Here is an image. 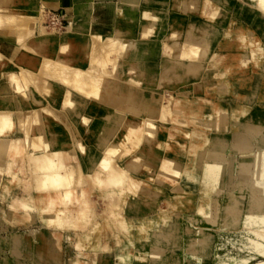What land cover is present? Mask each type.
Listing matches in <instances>:
<instances>
[{"label": "bare ground", "instance_id": "6f19581e", "mask_svg": "<svg viewBox=\"0 0 264 264\" xmlns=\"http://www.w3.org/2000/svg\"><path fill=\"white\" fill-rule=\"evenodd\" d=\"M144 2L140 12L141 24L137 30L138 39L121 40L116 36L120 31L114 32V35L107 33L106 38L97 30L92 34L75 31L71 18L65 28L60 27L62 30L60 29L59 35L54 36L52 33H47V30L41 29L42 26H38L37 18L35 20L34 17H29L28 21L32 22L36 30V37L33 35L29 37L26 31L18 30L21 29V27H17L18 24H22L19 14L5 9L11 0H0V34L12 37L14 38L13 42H19L24 46L21 48L15 44L11 45V41L8 40V48L6 47L4 51L10 52L12 59L8 57V53L5 55L0 52V67L8 61H12V67H16L10 74L11 84H6L7 74L4 76L0 74V193L4 192L5 194L11 190L8 187L12 185L11 182L16 181L21 173H24L25 165H37L35 169L39 170L35 173V180L30 184L28 193L34 194L30 196L32 199L40 197L38 207L44 215L47 227L48 224L64 219L66 216L69 221L74 223L75 227L84 221L83 213L74 218H71L67 213L74 211V207L87 198L85 192L87 189H77L71 185L78 181L76 172L79 167L90 174L89 182L99 185L106 183L107 187L110 185L108 192L111 198L109 201L111 207L118 209L120 206L119 197L122 196L123 190H129L130 195H134L129 196V200L126 202V209L132 213L121 215L123 221H130L131 216L144 219L145 216L156 210V207L151 204L154 196L146 195L144 188L138 190L142 183L141 179L147 180L158 176V178L162 177V181H164L167 172L170 174V178L173 180L176 178L178 184L180 183V186L189 192L193 188L194 180L197 179H195L197 175L194 171L196 168L194 170L193 166L188 168L192 157L187 158V161L183 160L182 150L187 148L189 150L187 153L191 155L197 148L196 146L201 143L203 145L204 141L209 144L217 137L226 136L227 128H229L228 122H235L230 120H236L238 111L245 108H242L244 103L242 104L241 98L245 94L236 88L238 80L231 79L229 76L235 70L230 58H242L240 65L248 66L251 62L253 65L255 64V61H251L255 57H263L264 45L261 43L262 39L254 33L255 31L242 25L236 18L230 19L227 29L222 30L221 27L215 29L216 33L223 34L222 41L213 35L206 36L208 32L203 31L205 27L198 32L201 25L199 28L197 25V28L194 26L198 34L200 33L199 37L201 36L199 39H195V35L192 38L193 29L195 31L193 27L195 21L192 20L197 18L200 4L202 3L207 10L204 11L206 14L208 13L207 19L212 20L213 17L217 18L220 14L218 13L219 9H215L210 0H144ZM244 3L246 4V0H223L224 5L233 4L234 11L231 15L234 17L238 16L240 9L244 7L247 21L253 22L255 28L260 30L264 41V0H248L247 6L243 5ZM169 5H172L171 8L174 6L172 9L175 10V13L171 18L170 31H167L166 41L164 40L163 44L169 53L171 62L169 65H164L162 75L164 78L167 73L173 70L174 75H170L169 82L172 84L176 82V87L166 88L168 96L157 92L158 89H153L152 95H146L143 91L147 87L144 82H142L143 87L140 90L125 85L120 87L119 92L114 93L113 90L117 87L115 84L107 86V90L103 89L100 92L101 81L107 75L121 76L118 78H123L122 80L126 81L134 79L135 84L139 83L135 81L137 79L135 76V78L132 77L133 79L130 78L131 76L130 79L127 76L128 79H126L119 74L122 72L118 70V65L114 64L115 60L113 63L114 58L109 57V54L120 50V56L128 58L137 48L138 43L151 46L150 36L153 35L160 19H163L164 11L170 8ZM186 12L191 14V23H193L189 24L188 28L190 29L191 26L193 28L189 30L192 33H187L189 31L186 30L185 36L188 34L192 36L179 38L180 32L173 27L183 23L181 13L186 14ZM201 13L199 12V15ZM222 14L221 12L220 15L222 16ZM52 16L50 17L52 18ZM201 24L203 27V24L211 23L202 21ZM201 30L203 33L206 32V35L204 33L206 37L201 35ZM11 31H14V35H11ZM198 34L196 38H198ZM216 40L220 42V46L213 51V46L217 45ZM74 41L79 42L80 49H78L84 53L79 58L87 60L88 57L85 65L80 59L75 61L74 57L70 56ZM251 42L254 46L250 44ZM93 44L99 47L103 58L91 57L94 56L91 51ZM3 46L4 44L0 43L2 50L5 48ZM51 46L59 47L52 53L46 52ZM15 52H18V55L14 57L12 55ZM38 52L45 53L38 59H31V55L39 54ZM109 61L114 66L107 68ZM96 65L101 69L97 74L98 67ZM132 68L135 67L132 66ZM191 73H198V78L189 82H179L185 75H193ZM182 74L184 75L182 76ZM43 76L55 78L60 81V84L44 80ZM262 81L264 83V79ZM105 91L106 93H104ZM17 93L20 96L16 95ZM230 94H233L231 96L235 98L230 101L229 105H226L222 99ZM246 95L248 97V93ZM247 97L245 96V98ZM218 99L219 101H217ZM87 100L88 103L83 107ZM111 105H114L116 110H111ZM65 113L75 120L69 122L70 119H67ZM128 113H134L136 117L129 119L123 135H115L117 127L122 125V120ZM234 117L235 119H232ZM38 121H40L39 125ZM75 122L81 123L82 126L85 123V128L89 131L84 135V138L89 141L88 146L79 135L71 134V131L78 126ZM166 124L168 135L161 147L157 145L158 139L154 135ZM244 124L245 122L235 125L250 130L249 127L246 128L249 125L245 124L247 126L244 128ZM238 138H235L237 145L247 143L249 146L243 147L246 149L250 147V144L255 143L247 137V140ZM65 144L75 145L78 147V151L85 155L70 159L71 153L67 149L64 150ZM54 145L56 148L62 146L61 151L59 150L63 153L62 156L57 149L52 148ZM254 145L257 147V150L253 151L254 158L249 156L251 152H241L242 158L237 168L243 169L241 173L243 171L252 173V170H248L252 163L255 168L259 169L260 177L249 181V186L252 185L250 199L256 207L252 212L246 211L249 213L245 215V222H249L254 227H261L264 223V142ZM125 148L130 154L125 161H121ZM163 151L168 153L163 154ZM51 153L55 155L50 156ZM207 163L209 162L205 163L204 161V165L202 162L204 166L208 165ZM15 166L19 167V171ZM149 166H158L160 176L156 174L157 172H150ZM245 168L246 171L248 170L247 172H245ZM201 170L202 178L199 180L204 179L203 176L205 177L207 173L205 168L203 171L201 167ZM133 171L135 173L129 175ZM254 173L252 174L256 176L257 174ZM245 180H243L244 183ZM159 181L157 180L158 183ZM204 183V181L200 182L201 186ZM7 194L10 193L7 192ZM52 195L55 196V200ZM21 198H26V196ZM49 199L52 201H48ZM49 206H54L57 210L53 217H50V213L47 212ZM147 209H151V211L149 212ZM230 211L232 213L233 209ZM9 215L11 217V213ZM32 215L28 214L27 217L31 219ZM41 233L44 234V232Z\"/></svg>", "mask_w": 264, "mask_h": 264}, {"label": "rangeland", "instance_id": "374dc122", "mask_svg": "<svg viewBox=\"0 0 264 264\" xmlns=\"http://www.w3.org/2000/svg\"><path fill=\"white\" fill-rule=\"evenodd\" d=\"M27 2V0H11V3L5 6V9L9 12L12 11L19 14L20 19H22V24H18L17 27H21V29L18 30L26 31L29 37H32V35L36 37L35 27L32 22L28 21L29 17H34L35 20L37 18L36 21L38 22V26H42L41 29L44 31L47 30V33H52L54 36L59 35L61 30L68 25V21L65 17V10L50 8L49 3H47L48 7L41 5L37 10H33L28 7ZM247 2L248 0H246V4L244 3L243 5L247 6ZM170 6L172 5H169V7ZM172 8L170 7L164 11L163 18L166 17L169 12L171 21L175 13V10H173L174 8ZM197 11V18L194 20L191 19V14L188 12H186V14L181 13L183 23L173 27L180 32L179 38L188 37L190 34L185 36L186 30H192L191 28L194 26L196 28L198 26L199 28V25L201 26L198 32L205 27L203 31L208 32V34L211 32L214 33V30L218 27V25L214 23L216 17H213L215 21L212 17V20H209V18L203 20L199 12L208 16V13L206 14V12H204L207 11L206 8L199 6ZM67 12L71 13V10H67ZM218 13L221 14L220 9ZM220 14H218L219 16L217 15L218 18L221 17ZM50 16H52V18ZM236 16L237 15H235V17L231 15V20L236 19L239 14L237 17ZM187 19L188 25L193 24L191 20L196 22H194L193 27L190 25V29L188 25V29L185 26ZM202 21H209L211 24H203L202 27ZM50 25H52L53 28ZM164 26L165 25L162 27ZM130 27L134 29L137 27V24L134 22ZM74 30H76V28ZM195 31L193 29V33L191 31L187 33L191 32L193 34V36L190 35L192 38L195 35V39H199L201 37H199L200 33L198 34L197 31L195 33ZM13 32L14 31H11V35H14ZM206 32H204L205 35ZM216 32L215 30L214 34L211 33V35L207 34L206 36L213 35L219 37L222 35ZM202 33L201 35H204V33ZM106 34L107 32L101 33L105 38ZM114 34L113 32V35ZM197 34L198 38H196ZM205 35L203 37H206ZM8 40L11 41V45L15 44L24 48L23 44L13 42L14 38L8 37ZM216 42L217 45L213 46V51L220 46V42L217 40ZM261 43L264 45L263 40ZM250 44L254 46L253 42ZM72 45L70 56L74 57L75 61H79V56L84 55V53L79 50L80 46L78 41H74ZM58 47L59 46H51L46 52L49 51V53H52V51H56ZM91 51L94 55L91 56L92 58H103L101 57L103 53H101L97 45L93 44V46H91ZM0 52L5 55L8 53L1 48ZM120 52V50H117L109 54V57L114 58L113 63L115 60L114 64L116 66L118 65V70L122 72V68L125 67V65L131 66V69L132 66L135 67V62L131 61L129 57L125 58L122 57V55L120 56ZM36 53L31 55V59H38L44 55L43 53L45 52ZM132 59L134 58L132 57ZM230 59L233 61V68L235 70L229 76L231 79L236 78L238 80L236 88H239L238 91L245 94L244 97H241L243 101L242 104L244 103L242 108H245L240 110V112L238 111V115H236L237 122L236 120H230L231 122L235 121L233 123L228 122L229 128H227L226 136L217 137L209 144L204 141L205 143L203 142V145L201 143L202 146H196L197 148L194 149L195 152L193 151L191 155L187 153V151H189L187 148L182 150L183 160L187 161V158L189 159L190 156L192 157L188 168L193 166V170L195 168L197 169L194 170L197 175L195 177L197 181L194 180V184L192 185L193 188L190 189L189 192L187 190L185 191V189L180 186V183L178 184L176 178L174 180L170 178V174L167 172L165 173L166 178L164 181H162V177H159V181L158 176H156L158 179L155 177L147 180L141 179L142 183L139 185L138 190L144 188L146 195L154 196L151 204L156 207V210L148 214V216L143 215L145 216L144 219L131 216L129 219L130 221H123L121 215L125 216L132 213L130 210L126 209V202L129 200V196L134 195H130L128 192L129 190H123L122 196L119 197L120 206L118 209L111 207L109 202L111 198L108 192L110 190V185L107 187L108 184L105 186L106 183L99 185L89 182L88 176L90 174L79 167L76 172L78 181L71 185L77 189H87L85 191L87 198L85 201H82V203L77 204L73 209L74 211H68L67 213L71 218L83 213L84 221H82L78 227H75L74 223L69 221L68 216H66L64 219L62 218L59 221L48 224L49 226L47 227L44 215L38 207L40 197L32 199L30 196L34 194L31 195L28 193V189L31 187L30 184L35 180V173H37L39 169H35V166H37L35 164H30V166L25 165L24 173H21L16 178V181L11 182L12 185L8 187L11 189L7 191L10 194H7V192H5V194L4 192L0 193V264H264V223L261 227H254L250 225L249 222H245V215L252 212L256 207L252 204L250 199L252 185L249 186V181L258 179V176L260 177V175H258L259 169L255 168V165L252 163L248 167L249 171L252 170V173L255 172L254 174H257L255 176L247 172L248 170L246 171V168L245 172L247 173L243 171V174L241 173L243 169L237 168L242 158L241 152H251L249 156L254 158L253 156L255 153L253 151L257 150L254 144L264 142V83L262 81V79H264V69L261 66L264 62V55L263 57L257 56L251 60L255 61L253 72L249 71L250 63L248 66L240 65V59L242 58L231 57ZM80 60L83 65H85L88 57L87 60ZM11 63L12 61H8L5 65L0 67V74H2V76H4V74L8 75L6 84H11L9 78L12 73H7V68L11 66V68L16 69V67H12ZM114 64H111L109 61L107 68L114 66ZM13 69H11V71ZM100 70V67H98L96 74L99 73L98 71ZM119 74L125 78L127 76L128 78L130 76V78L134 77V71L128 73L122 72ZM191 74L194 75L196 73ZM197 74L194 76H197ZM112 75H107L104 80L101 81L99 88L100 92L101 90L103 91V89L107 90V86L115 84H117V87L113 90L114 93L119 92L120 87L125 85L132 86L138 90L143 87L141 80L136 79L135 81L139 83L135 84L133 78V81L129 78L130 81H132L130 82L128 80H122L123 78L120 79L121 76ZM183 75L184 74H182V76ZM44 78V80H51L54 83L60 84V81H57L55 78H50L49 76H45ZM143 91L146 95H152L154 93L153 89L149 87H146ZM157 92H162L164 95L168 96V91L165 89H159ZM104 93H106V91ZM247 93L248 97L246 95ZM16 95L19 94L17 93ZM245 96L247 98H245ZM163 97L166 98V96ZM226 98L222 99L223 103ZM231 98L233 99L229 101L234 100L235 97L232 96ZM217 101H219V99ZM84 103L83 107L88 103V100ZM111 107V110H116L114 105H111ZM65 116L67 119H70L69 122L75 120H72L67 114ZM135 117L136 115L134 113L126 114L122 120V125L120 124L117 127L114 134L123 135L127 129V122H129V119ZM235 117L232 119H235ZM40 121H38V125ZM244 122L249 126L244 124L243 127L247 126L246 128L249 127L250 130L243 129L242 126H237ZM75 123L77 124V122ZM84 124L82 126L81 123L78 122V126L71 131V134L79 135L86 143L85 145L88 146L89 141L84 138V135L89 131L85 128ZM167 133L168 126L166 124L154 135L158 139V146L162 147L164 145L168 135ZM241 134L242 136L245 135L247 138H250L251 141L255 143L250 144V147L247 149L243 148L249 146L247 143V145L242 143L239 147L236 143L237 139L235 138L239 137L238 139L245 138L247 140L245 136L242 138ZM52 148L61 151L62 146L56 148V145H54ZM205 148L206 150H204ZM65 149L71 153L70 159L85 155L83 152L78 151V147L73 144H65L64 150ZM124 151L121 161H125L126 157L130 154L126 148ZM167 153L168 152L163 151V154ZM52 155L55 154L51 153L50 156ZM60 155L62 156L63 153L60 152ZM204 161L205 163L209 162L210 164L207 163L209 166H204ZM22 163L23 162H21V164ZM17 164L19 165V162H17ZM16 167L19 171V167L15 166V168ZM201 167L203 171L205 168V172L207 171V173L205 177L203 176L204 179L199 180L202 178V172H200L202 171ZM148 168L150 172H157L156 174L159 175L158 166H149ZM133 173H135V171L129 173V175ZM243 180L246 182L244 183ZM202 181L205 183L201 186L200 182ZM152 186H155V188ZM23 196H26V198L20 199V197ZM52 196L53 200H55V196ZM48 201H50V199ZM48 208L49 210H47V212L50 213V217L56 215L57 210L54 206H49ZM230 209H233L232 213ZM147 210H149V212L151 211V209ZM9 213H11V217ZM28 214H33L31 219L27 217ZM41 232H44V234ZM38 237L39 239H37Z\"/></svg>", "mask_w": 264, "mask_h": 264}, {"label": "crops", "instance_id": "0c3cea01", "mask_svg": "<svg viewBox=\"0 0 264 264\" xmlns=\"http://www.w3.org/2000/svg\"><path fill=\"white\" fill-rule=\"evenodd\" d=\"M27 5L33 10H37L39 6L43 5L54 9L65 10L66 20L69 24V18L74 22V29L78 32L92 34L96 30L100 33L107 32L113 33L120 31L116 36L121 40L138 39V28L140 26V12L142 6H144V0H27ZM213 7L220 9L223 13L221 17H217L214 23H217L218 27L222 30L226 29L230 25L231 13L234 11L233 4L224 5L223 0H210ZM142 4V5H141ZM202 5V6H201ZM201 7L204 5L201 3ZM129 7V8H128ZM67 10H71L67 12ZM96 10V12H95ZM169 12L166 17L160 19L158 22L153 36L151 37V46H147L144 43H138L137 48L130 54L129 58L131 61L135 62V68L130 70L129 66L123 67L122 72H132L134 71V76L144 82V84L152 89H170L171 87H176V82L172 84L169 82L170 75L173 74V70L167 73V75H162L164 65H169L171 59L169 58V53L165 49L163 44L165 37L167 36V31L169 32L170 18ZM203 20H207V16L200 14ZM246 12L243 8L240 9L237 21L242 25L251 28L258 38L263 40V34L260 30L255 28L253 22H248L246 17ZM228 18V19H227ZM137 24L134 29L130 27L133 23ZM220 23V24H219ZM165 25L164 27H162ZM188 19L185 22L187 28ZM264 27V25H263ZM185 28V29H186ZM136 31V32H135ZM165 32V33H164ZM223 40V34L219 36V41ZM0 43H3L6 49L8 43V37L6 35L0 34ZM158 43V44H157ZM6 45V46H5ZM158 48H156V47ZM153 47V48H152ZM155 48V50H154ZM18 52H15L12 56H16ZM136 55V56H135ZM8 57L11 58V53H8ZM132 57L134 59H132ZM157 66V67H155ZM264 69V62L261 65ZM249 71L253 72L252 62L249 65ZM159 68V69H158ZM11 66L7 68V73L11 72ZM155 69V70H154ZM157 69V70H156ZM172 73V74H171ZM201 73V72H200ZM256 73V72H254ZM200 76V75H199ZM185 78V79H184ZM198 78L194 75H185L183 79L179 82H189ZM164 81V82H163ZM177 82V83H179ZM159 83V84H158ZM159 85V86H158ZM167 88V89H166ZM228 99L224 100L226 105L230 104L231 94L228 95ZM74 162V161H73ZM71 162V163H73Z\"/></svg>", "mask_w": 264, "mask_h": 264}]
</instances>
